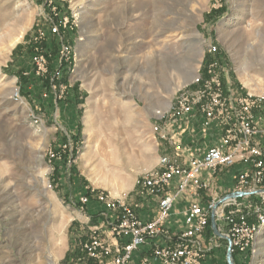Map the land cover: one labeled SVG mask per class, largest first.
Here are the masks:
<instances>
[{"label": "rangeland", "instance_id": "rangeland-1", "mask_svg": "<svg viewBox=\"0 0 264 264\" xmlns=\"http://www.w3.org/2000/svg\"><path fill=\"white\" fill-rule=\"evenodd\" d=\"M52 7L74 12L79 23L64 35L76 51L75 68L55 81L66 84L63 90L49 93L43 78L24 72L30 40ZM17 33L8 47L7 35ZM206 57L217 61L232 91L264 96V0H0V264H50L49 252L58 254L55 264L79 262L74 252L101 209L93 198L81 208L79 197L88 190L131 195L134 178L157 166L162 149L151 130L153 111L202 72ZM14 86L42 125L11 98ZM74 91L84 96L71 121L61 104ZM181 127L171 130L186 144ZM215 183L217 194L228 193ZM212 233L206 230L203 241ZM215 237L201 264H226L223 238ZM252 250L240 263L235 253L233 264H264L263 232Z\"/></svg>", "mask_w": 264, "mask_h": 264}, {"label": "built area", "instance_id": "built-area-1", "mask_svg": "<svg viewBox=\"0 0 264 264\" xmlns=\"http://www.w3.org/2000/svg\"><path fill=\"white\" fill-rule=\"evenodd\" d=\"M78 23L74 12L64 15L52 7L30 40L31 70L24 75L47 78L49 93L63 90L66 84L55 81L75 68L77 54L64 42V35L74 31ZM49 36L59 43L55 60L49 59L45 46ZM207 51L214 54L216 48L208 46ZM216 68L214 59L204 63L201 73L174 91L166 107L153 111L151 130L161 143L173 147L174 155L160 153L154 169L134 178L131 195L111 197L104 191L88 190L79 197L81 208L92 198L101 207L98 221L89 226L80 247L90 264H134L133 255L140 250L138 264H201L203 253L216 239L213 233L206 241L202 239L206 230L212 231V212L218 231L227 238H223L225 249L229 247L233 257L235 253L245 257L253 251L256 237L264 233V141L255 137L264 96L232 91ZM11 98L27 105L19 86H14ZM26 108L31 123L42 125L41 118ZM192 117L214 140L197 155L186 153L183 142L171 133V124L180 119L189 122ZM62 146L65 153L66 145ZM59 155L58 151L50 153L51 158ZM238 162L243 166L235 172L231 191L246 194L218 202L224 194L213 190L211 178L217 169ZM184 192L188 195L180 211L181 225L173 230L168 218Z\"/></svg>", "mask_w": 264, "mask_h": 264}, {"label": "crops", "instance_id": "crops-1", "mask_svg": "<svg viewBox=\"0 0 264 264\" xmlns=\"http://www.w3.org/2000/svg\"><path fill=\"white\" fill-rule=\"evenodd\" d=\"M53 44L54 43H53L51 37L49 36V38L45 41V46H46V49L48 50L49 53H51V52L53 53L52 58L56 59L57 52L54 49ZM30 67L31 66H29V68ZM30 70H31V68H30ZM23 71H25V70H22V72ZM36 79H38V78H36ZM39 79H41V78H39ZM73 100H74V98H73ZM73 100H71L69 102L67 101L66 103L61 104V111L63 113V117L68 118V119L70 118V119H72L71 121H74L73 105H75V103L73 102ZM75 106L77 107L78 104ZM45 107H46V109H49V108H47V104H45ZM259 114H261L262 118L258 122L259 132L255 137L258 141L263 142L264 141V110H263V112H259ZM179 124H182L181 128H182V131L185 133V136L187 139V143L186 144L183 143V145L185 146L186 153L196 154V155L201 154L207 149L208 146L211 145L209 142L210 140H212V136H211L210 132L209 131L204 132L203 130H201V128L199 126L198 119L196 117H192L189 120V122L180 119L178 122L171 124V126L172 125H179ZM171 133L175 134L173 130L171 131ZM162 149H164V150H161L160 153H163L164 151L166 154H171V155H174L176 153L174 151L173 147L170 146L169 144H167L166 142H163ZM242 166H243V164L238 162L233 167L219 168L218 171L211 178L212 186L214 184V181H217V183H215V184H219V185L225 184V188H226L227 192H230L233 188L235 172L237 170L241 169ZM223 169H224V171H223ZM185 203H186V201L179 200L175 204L173 211H172L170 217L168 218V224L171 227V229H173V230L178 229L180 227L179 225H181L182 215H181L180 211H181V208L185 205ZM97 221H98V218L95 219L93 224H95ZM223 242H224V240H223ZM224 246H225V242H224ZM138 253H140V255H141L143 252H141V250H140L133 255L134 264H138V260L140 258V257L139 258L136 257ZM77 256L78 257L76 260H78L79 262L76 264H83V263L84 264H90L91 261L85 257V255L83 254V252L81 250H80V252H77ZM243 257L244 256H242V255L239 257V259H238L239 263L241 261H244Z\"/></svg>", "mask_w": 264, "mask_h": 264}, {"label": "water", "instance_id": "water-1", "mask_svg": "<svg viewBox=\"0 0 264 264\" xmlns=\"http://www.w3.org/2000/svg\"><path fill=\"white\" fill-rule=\"evenodd\" d=\"M243 194H246V192L245 191H231V192L224 194L218 202L223 201L230 197H235V196L243 195ZM218 202H216L215 205H217ZM210 228L213 234H215L216 236L227 239L226 236H224L218 231L213 212L210 215ZM225 261H226V264H233V256H232V253L230 252L229 247L225 249Z\"/></svg>", "mask_w": 264, "mask_h": 264}, {"label": "trees", "instance_id": "trees-1", "mask_svg": "<svg viewBox=\"0 0 264 264\" xmlns=\"http://www.w3.org/2000/svg\"><path fill=\"white\" fill-rule=\"evenodd\" d=\"M224 10H225V8H222V9H220V12L222 13ZM216 12L219 13V11H215V13H216ZM210 14H212L211 11H210V13H209V15H208V17H210V19H211V17H212L213 15H210ZM206 18H207V16H206ZM209 58H210V57H206V61H209ZM65 77H66V75L64 74L63 77H62V78L64 79V81H65V79L67 78V77H66V78H65ZM41 79H42V78H41ZM42 80H43V85L46 86L47 83H48V82H47L48 79H47V78H43ZM72 88H73V87H72ZM74 95H75L74 100L70 98L69 101L73 100V102H74L75 104L81 103V102L83 101V96H84V95H82L81 98H78V97H77V94H76L75 91H74ZM78 136H79L78 134H73V135H70V138H71L72 141H75V142H76ZM62 157H63V160H66V159L70 158L69 155H68L67 153L64 154V155H62ZM93 217H95V216H93ZM209 223H210V222H209ZM74 255L77 256V252H76V251L74 252ZM67 256H68V252L65 253L64 259H66Z\"/></svg>", "mask_w": 264, "mask_h": 264}, {"label": "bare ground", "instance_id": "bare-ground-1", "mask_svg": "<svg viewBox=\"0 0 264 264\" xmlns=\"http://www.w3.org/2000/svg\"><path fill=\"white\" fill-rule=\"evenodd\" d=\"M20 37H21V34L20 33H17L16 35L15 34L14 35L8 34L7 35V38H9V41H10L8 47L9 46H13L19 40ZM187 71L188 70H186V72ZM38 179L40 181H42V175H39L38 176ZM57 256H58V254L49 252L48 255H47V258H48L49 263L50 264H55V259L57 258Z\"/></svg>", "mask_w": 264, "mask_h": 264}]
</instances>
